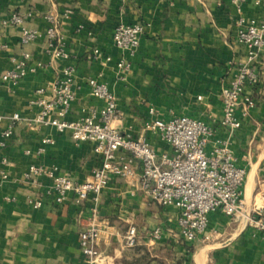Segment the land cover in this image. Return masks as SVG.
Returning <instances> with one entry per match:
<instances>
[{
    "label": "crops",
    "instance_id": "crops-1",
    "mask_svg": "<svg viewBox=\"0 0 264 264\" xmlns=\"http://www.w3.org/2000/svg\"><path fill=\"white\" fill-rule=\"evenodd\" d=\"M64 10L70 17L59 31L67 55L61 58L47 49L43 16ZM11 11L30 13L24 26L41 36L21 45L20 26L1 24ZM263 14L264 6L250 1L237 12L231 0H0V73L12 66L11 57L20 58L22 51L31 55L25 76L11 93L0 84V113L32 117L35 91L46 88L62 68L72 67L75 100L66 120L83 117L89 107H102L87 85L89 78L106 83L116 95L117 129L133 137L142 135L157 155H170L172 148L158 134L143 130L146 120L174 115L202 118L212 124L210 141L230 143L236 164L245 169L243 211L257 206L264 212V47L255 63L259 82L246 89L253 107L240 118L237 129L229 131L219 124L221 85L245 60L233 21L239 15L258 20ZM120 23L144 27L133 53L114 46L113 29ZM94 47L101 52L97 60L88 58ZM120 61L128 67H119ZM5 127L6 122H0V132ZM43 137L53 143L35 155ZM29 164L56 168L74 183H82L90 179L99 156L92 142H75L68 131L60 133L49 126L35 130L24 124L14 129L0 149V168L8 174L0 182V264H93L78 245L91 202L75 203L73 192L58 202L54 193H44L49 185L45 176L35 183L23 182ZM27 198H40V207L31 208ZM97 208L96 249L102 259L95 264H264V235L243 218L212 212L207 239L184 242L177 235V209L144 196L136 180L112 177ZM129 225L137 230L133 247L122 244ZM155 227L162 228L159 240L150 237Z\"/></svg>",
    "mask_w": 264,
    "mask_h": 264
},
{
    "label": "built area",
    "instance_id": "built-area-1",
    "mask_svg": "<svg viewBox=\"0 0 264 264\" xmlns=\"http://www.w3.org/2000/svg\"><path fill=\"white\" fill-rule=\"evenodd\" d=\"M249 1L253 5L264 6V0H231V3L240 12L242 5ZM29 16L30 13L11 11L1 21L2 25L20 26L21 45H27L41 36L38 31L24 26ZM69 17L68 10L57 14L46 13L43 16L46 26L42 35L53 56L67 57L60 45L59 31ZM233 26L236 41L244 48L245 60L238 65L232 77L222 83L220 89L219 124L229 131L240 126V118L245 117L254 105L253 99L246 94V89L259 82L255 63L264 47V14L258 20L239 15L233 21ZM143 31L141 23L115 25L112 33L114 46L133 53ZM100 56L101 52L97 47L88 54L91 60H97ZM30 57L29 52L22 51L20 58H10L12 66L0 73V84L8 93L25 76ZM117 65L121 68L128 67L122 61ZM87 85L92 95L103 104L98 110L94 107L87 108L84 116L79 119H65L75 100L72 67L62 68L46 88L35 91L38 97L30 102L35 108L32 117L23 118L16 112L0 113V122H6V127L0 132V149L6 146L7 140L19 124L35 130L53 127L60 133L68 131L75 142L93 143V151L99 156V164L92 169L90 179L85 182L74 183L68 175L59 174L56 168L45 170L35 164H29L22 174V181L30 183L45 176L49 185L44 193H54L58 202L65 201L68 192L74 193L75 203L91 202L87 225L78 235V245L93 264L102 259L101 253L96 249L100 236L97 204L102 190L112 177L126 182L136 180L138 190L144 196L161 206L175 207L178 211L177 235L184 242L192 243L200 237L201 240L207 239L208 215L215 211L243 218L247 226L264 235V212L261 207L255 206L249 212L242 209L241 193L245 169L236 164V156L230 143L223 139L210 141L212 124L202 118L187 115L146 120L143 130L158 134L172 148L170 155H157L142 135L133 137L123 134L114 125L119 117L117 97L107 84L89 78ZM152 112L153 109H149V113ZM52 143L51 138L43 137L34 154L40 155L46 145ZM210 143L211 146L208 147ZM25 153L29 154L30 151L26 150ZM6 162L3 158L2 163ZM7 179L8 174L0 168V182ZM26 203L36 209L40 207L41 199L27 198ZM161 233L162 228L155 227L150 237L159 240ZM136 237V228L129 225L122 237L123 246L133 247Z\"/></svg>",
    "mask_w": 264,
    "mask_h": 264
},
{
    "label": "trees",
    "instance_id": "trees-1",
    "mask_svg": "<svg viewBox=\"0 0 264 264\" xmlns=\"http://www.w3.org/2000/svg\"><path fill=\"white\" fill-rule=\"evenodd\" d=\"M159 264H164V263L160 262Z\"/></svg>",
    "mask_w": 264,
    "mask_h": 264
}]
</instances>
